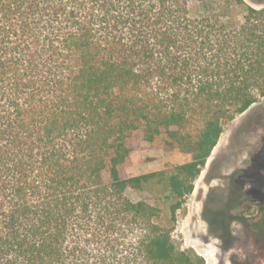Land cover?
<instances>
[{"label": "trees", "instance_id": "trees-1", "mask_svg": "<svg viewBox=\"0 0 264 264\" xmlns=\"http://www.w3.org/2000/svg\"><path fill=\"white\" fill-rule=\"evenodd\" d=\"M262 97L264 5L0 0V264H205L175 244L177 212ZM157 139L190 159L128 175ZM154 187L165 208L127 194Z\"/></svg>", "mask_w": 264, "mask_h": 264}, {"label": "rangeland", "instance_id": "rangeland-1", "mask_svg": "<svg viewBox=\"0 0 264 264\" xmlns=\"http://www.w3.org/2000/svg\"><path fill=\"white\" fill-rule=\"evenodd\" d=\"M261 7L264 0H246ZM190 154L163 139L141 142L131 155L128 175L169 171ZM159 187L129 190L133 200L165 203ZM264 204V97L224 125L216 146L195 180L194 189L177 212L173 239L193 248L205 264H264L249 225ZM165 208V207H163ZM165 215V214H164ZM244 220V221H242Z\"/></svg>", "mask_w": 264, "mask_h": 264}, {"label": "water", "instance_id": "water-1", "mask_svg": "<svg viewBox=\"0 0 264 264\" xmlns=\"http://www.w3.org/2000/svg\"><path fill=\"white\" fill-rule=\"evenodd\" d=\"M251 107V106H250ZM250 107L248 109H250ZM248 109L246 111H248ZM245 112V111H244Z\"/></svg>", "mask_w": 264, "mask_h": 264}]
</instances>
